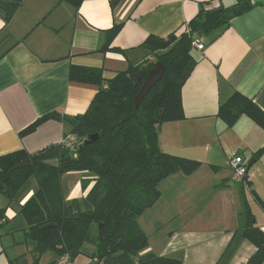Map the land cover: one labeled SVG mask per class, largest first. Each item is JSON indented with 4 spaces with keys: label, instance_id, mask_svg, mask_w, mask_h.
I'll use <instances>...</instances> for the list:
<instances>
[{
    "label": "crops",
    "instance_id": "crops-1",
    "mask_svg": "<svg viewBox=\"0 0 264 264\" xmlns=\"http://www.w3.org/2000/svg\"><path fill=\"white\" fill-rule=\"evenodd\" d=\"M234 2L121 0L111 7L110 0H83L74 8L65 1L22 0L8 22L0 11V156L21 150L34 154L70 137L69 127L56 121H47L28 135L19 134L51 112L69 117L86 112L97 88L69 82L71 66L99 69L106 82L130 66L154 62L155 54L142 47L148 36L177 35L201 5L216 8ZM115 25L121 27L110 47L120 51L98 52L106 32ZM200 40L204 49L192 52L196 65L181 88L184 119L160 126L158 146L165 154L201 166L190 175L176 173L160 182L158 200L138 219L148 237L140 255L178 259L180 264H221L222 255L230 250L224 264H245L256 248L242 238L244 199L228 160L240 156L253 162L245 198L255 226L264 233V130L246 116L227 127L217 112L237 92L264 113V4ZM260 149L259 157L252 160ZM81 174L86 173H68L65 182L62 177L66 200L84 198L91 188L92 178ZM86 179L89 182L82 187ZM0 209H5L6 221L0 238L16 232L24 235L14 219L17 206H8L0 196ZM34 246L31 242L16 257L31 264ZM81 256L79 264H90L86 255ZM45 257L47 261L40 258L39 264L58 258L54 253Z\"/></svg>",
    "mask_w": 264,
    "mask_h": 264
},
{
    "label": "trees",
    "instance_id": "trees-1",
    "mask_svg": "<svg viewBox=\"0 0 264 264\" xmlns=\"http://www.w3.org/2000/svg\"><path fill=\"white\" fill-rule=\"evenodd\" d=\"M56 1H65L78 8L83 0ZM120 1L110 0L111 7ZM21 2L0 0L5 22L10 20ZM254 6L251 0H235L229 6L216 8L201 5L197 14L177 35L171 34L165 39L146 38L142 47L155 54L154 62L140 67L130 66L106 82L99 69L69 68V82L97 88L86 112L74 117L48 113L36 119L19 135H28L43 123L56 121L69 127L68 134L74 137V141L34 154L21 150L0 156V196L8 206H17L14 219L24 229L25 237L35 245L31 264H39L41 255L46 252L57 257L66 254L72 261L79 255H86L90 262L96 259L103 264L181 263L178 259L150 253L140 255L147 248L148 237L139 227L138 219L158 200L160 182L176 173L190 175L201 166L199 162L161 152L158 131L166 122L184 119L181 88L196 65L192 55L195 50L193 38L207 36L216 29L226 27L231 19ZM120 27L115 25L106 32L107 38L98 52L120 51L110 47ZM157 62L165 67V71L135 109L134 98L140 85ZM136 74L141 81L135 87L133 78ZM124 116H129L128 120L118 124ZM217 116L227 127H232L240 116H246L264 130V113L237 92L219 106ZM90 134H98V138L76 153L70 151L74 143ZM54 148H58L57 155L47 158L45 155ZM261 151L255 152L251 159H257ZM26 160L29 161L28 167L14 170L16 164ZM249 169L240 181L246 218L242 238L256 250L245 264H262L264 233L255 226L245 198L250 187ZM75 172L88 174L93 184L84 198L66 200L61 179ZM88 182L83 180L82 187ZM30 192L32 195L23 202ZM250 194L259 200L252 191ZM4 214L5 209H0V229L6 224ZM99 225L102 226L101 238ZM85 245L92 246V252L84 251ZM231 252L229 250L222 255L224 261L221 264ZM7 264L25 263L23 257H15Z\"/></svg>",
    "mask_w": 264,
    "mask_h": 264
},
{
    "label": "water",
    "instance_id": "water-1",
    "mask_svg": "<svg viewBox=\"0 0 264 264\" xmlns=\"http://www.w3.org/2000/svg\"><path fill=\"white\" fill-rule=\"evenodd\" d=\"M252 5H259V4H264V0H251ZM165 71V67L157 62L153 65V67L150 69V71L147 73L145 79L142 81L140 88L134 98V108L137 109L143 100L144 96L159 82L161 79L163 73ZM141 81V77L136 74L134 75L133 78V85L136 87ZM129 116H124L121 118L118 122V124L124 123L127 121ZM98 138V134H90L87 136H84L83 138L79 139L76 143H74L70 147V151L72 153H76L78 150L84 148L85 146L89 145L90 143L94 142ZM58 153V148H54L52 151L47 153L45 156L47 158H51L56 156ZM253 162H248L247 168L249 169ZM29 166V161L26 160L24 162H20L14 166V170L26 168ZM99 237H102V226L99 225ZM90 264H94L91 262Z\"/></svg>",
    "mask_w": 264,
    "mask_h": 264
},
{
    "label": "rangeland",
    "instance_id": "rangeland-1",
    "mask_svg": "<svg viewBox=\"0 0 264 264\" xmlns=\"http://www.w3.org/2000/svg\"><path fill=\"white\" fill-rule=\"evenodd\" d=\"M51 163L55 164L54 161H52ZM86 175V174H81ZM65 176V175H64ZM66 177H63V181H66ZM69 179H73V178H69ZM31 244V241L28 240L25 235H23L22 232H16L13 237H9V236H4L2 238H0V264H6L8 262V260L15 258L16 256H18V254L22 251H26L27 246H29ZM84 251L87 252H92L93 248L92 246H88L85 245L84 247ZM30 250V248H29ZM49 252H46L44 254L41 255V261L45 262L47 261V257L43 258V256L47 255ZM84 256H78L74 259V264H79V259H83Z\"/></svg>",
    "mask_w": 264,
    "mask_h": 264
},
{
    "label": "built area",
    "instance_id": "built-area-1",
    "mask_svg": "<svg viewBox=\"0 0 264 264\" xmlns=\"http://www.w3.org/2000/svg\"><path fill=\"white\" fill-rule=\"evenodd\" d=\"M192 46L196 51H202L204 49V45L198 37L193 38ZM72 141H74L73 136L66 137V141L62 142L61 145H66L67 143ZM228 165L235 180L241 181L243 177L246 176L248 162L242 159V157L234 156L233 158L228 160ZM91 262H93L94 264H103V262L98 261L96 259H93ZM50 264H74V261H72L68 255L64 254L62 256H59L55 261Z\"/></svg>",
    "mask_w": 264,
    "mask_h": 264
}]
</instances>
